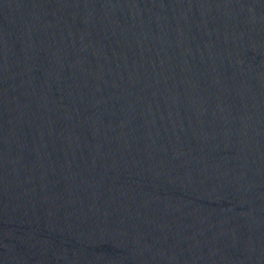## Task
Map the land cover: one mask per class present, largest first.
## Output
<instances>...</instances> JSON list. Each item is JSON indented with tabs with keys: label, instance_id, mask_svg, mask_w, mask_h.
Segmentation results:
<instances>
[{
	"label": "water",
	"instance_id": "1",
	"mask_svg": "<svg viewBox=\"0 0 264 264\" xmlns=\"http://www.w3.org/2000/svg\"><path fill=\"white\" fill-rule=\"evenodd\" d=\"M0 264H264V0H0Z\"/></svg>",
	"mask_w": 264,
	"mask_h": 264
}]
</instances>
